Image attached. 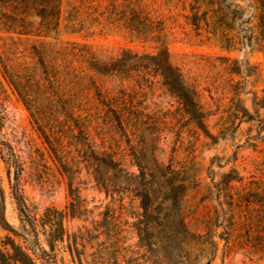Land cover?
<instances>
[{
  "label": "rangeland",
  "instance_id": "1",
  "mask_svg": "<svg viewBox=\"0 0 264 264\" xmlns=\"http://www.w3.org/2000/svg\"><path fill=\"white\" fill-rule=\"evenodd\" d=\"M14 169L58 264H264V0H0V264H42Z\"/></svg>",
  "mask_w": 264,
  "mask_h": 264
},
{
  "label": "trees",
  "instance_id": "2",
  "mask_svg": "<svg viewBox=\"0 0 264 264\" xmlns=\"http://www.w3.org/2000/svg\"><path fill=\"white\" fill-rule=\"evenodd\" d=\"M162 52L164 54H167L166 49H163ZM7 148L8 150H10L9 146H7ZM2 158L8 167L16 168L11 158L5 159L4 156ZM18 176H19L18 170L14 169L13 185L11 187V190H12L13 199L15 200L19 222L21 224V230L23 232V240L26 247L25 250L28 252L27 257H29V255L35 257L39 259L42 262V264H58L55 258L50 253H48L39 243L36 219L32 215L30 207L26 205V203L24 202L23 198L21 197L18 191V185H17Z\"/></svg>",
  "mask_w": 264,
  "mask_h": 264
}]
</instances>
